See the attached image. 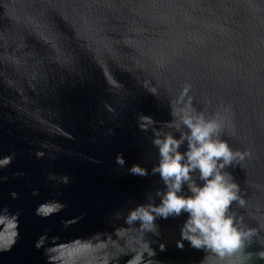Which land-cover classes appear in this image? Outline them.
<instances>
[{"label": "water", "instance_id": "95a60500", "mask_svg": "<svg viewBox=\"0 0 264 264\" xmlns=\"http://www.w3.org/2000/svg\"><path fill=\"white\" fill-rule=\"evenodd\" d=\"M189 97L250 153L227 171L246 200L234 211L257 230L242 258L264 264V0H0V211L18 221L0 264H58L63 245L78 264H127L140 230L128 215L164 187L152 141L179 136L169 125ZM184 220L155 221L148 259L227 264L177 247Z\"/></svg>", "mask_w": 264, "mask_h": 264}, {"label": "clouds", "instance_id": "9594fccd", "mask_svg": "<svg viewBox=\"0 0 264 264\" xmlns=\"http://www.w3.org/2000/svg\"><path fill=\"white\" fill-rule=\"evenodd\" d=\"M187 91L185 88V94ZM173 116L176 119L169 126L174 127L179 136L157 131L152 141L158 150V162L152 172L159 175L164 185L156 192L160 203L156 205L152 201L138 206L127 218L129 225L136 222L140 225L139 233L132 237L135 246L130 249L127 264H157L148 259L155 257L156 252L143 234L158 235L156 220L181 216L185 220L180 227L178 248L183 249L186 241L193 249L215 254L221 262L227 259V264H246L242 257L246 255L250 259L251 253L244 250L257 235V230L248 228L243 217L234 211L236 206L245 208L246 200L240 185L227 169L239 165L250 153L235 150L224 139L227 125L219 113L209 117L198 112L190 97L183 107L173 112ZM142 119L144 128L152 123L147 117ZM232 134H235L234 125ZM117 162L123 165L124 160L118 156ZM130 172L147 174L137 165ZM53 210L42 206L38 212L47 215ZM0 225L3 226L0 249L7 250L18 235L17 216L7 214L6 209L0 211ZM159 247L161 252L166 250L163 244ZM50 251L54 253L52 260L58 264H78L80 250L73 245H63L59 250L54 247ZM258 257L264 260V251L258 253ZM99 264H109V259L104 258Z\"/></svg>", "mask_w": 264, "mask_h": 264}]
</instances>
